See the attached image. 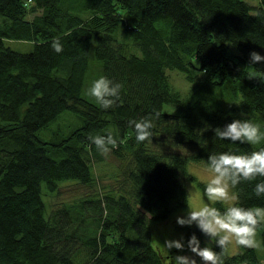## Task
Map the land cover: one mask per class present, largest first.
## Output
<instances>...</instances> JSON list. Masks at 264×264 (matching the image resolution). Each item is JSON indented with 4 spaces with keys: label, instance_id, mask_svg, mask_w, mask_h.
Segmentation results:
<instances>
[{
    "label": "trees",
    "instance_id": "trees-1",
    "mask_svg": "<svg viewBox=\"0 0 264 264\" xmlns=\"http://www.w3.org/2000/svg\"><path fill=\"white\" fill-rule=\"evenodd\" d=\"M258 1L0 0V264H169L150 242V222L187 205L181 179H196L187 163L208 166L213 154L264 148L214 132L233 119L264 131V62L247 59L264 52V0ZM119 25L138 53L120 41ZM2 38L33 45L20 52ZM56 39L60 53L52 48ZM91 49L101 76L122 85L114 108L82 96ZM166 69L190 83L185 93ZM164 103L173 109L164 111ZM64 112L79 122L64 129ZM141 119L152 121L151 142H138L129 124ZM41 129L47 137L37 134ZM108 133L118 140L112 153L129 155L117 194L94 192L45 216L42 184L49 192L64 180L94 185L92 160L101 155L91 138ZM172 145L183 151L166 149ZM261 182L242 180L232 190L238 206L264 207L254 191ZM193 234L200 242L205 236L190 227L186 244ZM260 236L261 256L242 246L232 254L225 249L224 264H264V230ZM209 247L221 251L215 240Z\"/></svg>",
    "mask_w": 264,
    "mask_h": 264
},
{
    "label": "clouds",
    "instance_id": "clouds-1",
    "mask_svg": "<svg viewBox=\"0 0 264 264\" xmlns=\"http://www.w3.org/2000/svg\"><path fill=\"white\" fill-rule=\"evenodd\" d=\"M55 52L63 51L59 39L52 42ZM250 64L264 62V56L256 51L249 54ZM251 78H256L255 75ZM122 85L111 79L100 76L92 82L88 95L98 102L102 109L117 106L120 99ZM129 124L134 126L138 142L152 141V121L148 119L132 120ZM215 136L221 140L233 143H247L259 145L264 142V131L259 124L251 120L233 119L225 126L214 129ZM102 155L107 156L112 149L118 147V140L111 134L98 135L91 138ZM208 171L212 174L205 188L208 201L230 202V206L221 212L218 208L205 204L203 207L188 211L186 216H177L176 223L180 226L195 224L199 230L220 248V252L212 247L200 246L195 234L187 240V248L198 256L202 264H224L222 252L230 245L257 249L261 242L257 240V229L264 224V207L244 208L238 206L239 196L232 190L243 181H253L257 176L264 177V148L252 151L250 154H233L223 152L208 156ZM255 195L264 196V182L257 183ZM164 248L183 250L185 244L181 239L166 240ZM174 264H197L193 256L177 255L173 258Z\"/></svg>",
    "mask_w": 264,
    "mask_h": 264
},
{
    "label": "rangeland",
    "instance_id": "rangeland-1",
    "mask_svg": "<svg viewBox=\"0 0 264 264\" xmlns=\"http://www.w3.org/2000/svg\"><path fill=\"white\" fill-rule=\"evenodd\" d=\"M247 3L251 4L252 6H257L259 4L258 0H244ZM254 11V10H252ZM32 15V14H30ZM118 33L120 41H124L127 43V47L129 51H134L138 53V50L133 48L129 39L123 36L121 25L118 27ZM3 44L5 46L10 47L13 50L20 51V52H27L31 50L33 43L27 40H20V39H13V38H2ZM136 50V51H135ZM262 56H264V52H258ZM247 59L250 62V56L247 55ZM261 63V62H259ZM88 68L85 75V80L82 88V96L86 97L87 99L95 101L93 97L88 95V89L91 87L92 82L101 76V62L95 58L93 55V51H90V57L88 61ZM166 72L169 76V80L172 86L179 90L181 93H185L190 83H188L184 78L180 71L176 69H166ZM173 106L164 103L163 110L169 111L172 110ZM79 120L70 112H64L62 117L58 121V125L63 127L67 123L76 124ZM54 125V124H53ZM65 129V127H63ZM49 134V132H46ZM37 134L42 137H47L48 135L45 134L43 129L38 130ZM169 147V149H168ZM164 149V148H163ZM169 151H183V146L181 145H172L167 146L166 148ZM165 150V149H164ZM101 155V159L99 160H92V167L91 171L93 175H96V181L92 186H85L75 180H64L58 183L57 190L54 192L45 191V188L42 184V198L46 205V213L51 209H55L61 206L62 203H66L69 205H75L77 201L82 198L83 196L88 198L86 195H91L94 192H111L113 194H117L118 189L122 182L124 181V177L121 175L122 167L125 165L128 159V154L124 151V158L119 159L117 158L112 151L107 155ZM93 168V169H92ZM187 171L193 174L196 179L193 180L190 177H182V183L186 189L187 196H188V203L186 206L174 208L168 216L163 220H152L150 222V242L151 244L160 251L161 254L167 256L166 259L169 260V264H174L172 262L173 258L177 255H187L193 256L197 264H202L200 258L195 256V254L191 253V251L187 248L186 244V231L188 228H198L195 224L191 226H180L176 223L177 216H186L188 211L198 209L203 207L205 204L214 207L215 203L208 201L205 195V188L201 187L197 184L196 181H201L207 184L208 180L211 178V173L208 171V166L200 162H193L190 161L187 163ZM223 205L229 206L230 202H221ZM199 229V228H198ZM264 230V224H262L257 229V240L261 242V247L255 249L258 256H261L263 253L262 241L260 233ZM182 242L185 244V248L181 251L176 248H172L166 251L164 248V243L166 240L171 239H181ZM211 240L208 236H204L202 241L200 242V246H210ZM239 250V246L233 244L227 248L228 253L232 254Z\"/></svg>",
    "mask_w": 264,
    "mask_h": 264
}]
</instances>
